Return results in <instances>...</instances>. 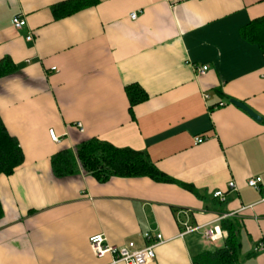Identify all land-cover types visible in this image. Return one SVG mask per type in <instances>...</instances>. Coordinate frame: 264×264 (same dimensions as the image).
I'll return each instance as SVG.
<instances>
[{
    "label": "crops",
    "instance_id": "obj_1",
    "mask_svg": "<svg viewBox=\"0 0 264 264\" xmlns=\"http://www.w3.org/2000/svg\"><path fill=\"white\" fill-rule=\"evenodd\" d=\"M68 1L0 0V61L16 68L0 78V119L24 157L0 177V264H110L93 256L91 236L143 248L144 234L162 239L151 264H193L222 241L181 236L183 225L226 218L242 227L238 264H264V125L229 103L264 119V53L241 36L264 17V0H87L57 18L53 8ZM16 16L26 20L18 31ZM132 85L146 100L130 108ZM91 139L146 153L174 183L101 184L78 166L56 177L52 157ZM254 178L258 190L247 186Z\"/></svg>",
    "mask_w": 264,
    "mask_h": 264
},
{
    "label": "trees",
    "instance_id": "obj_2",
    "mask_svg": "<svg viewBox=\"0 0 264 264\" xmlns=\"http://www.w3.org/2000/svg\"><path fill=\"white\" fill-rule=\"evenodd\" d=\"M87 6V0H70L53 8L57 18L67 17ZM241 36L249 43L257 45L264 53V17L252 21L241 31ZM16 68L8 59L0 61V78L15 72ZM130 108L146 100L145 94L137 86L125 88ZM261 123L264 125V119ZM24 157L17 141L6 131L0 119V177H8L22 165ZM52 171L56 177H66L76 173L77 166L85 175L94 178L98 183H106L111 178L146 177L157 183H174L173 180L159 172L144 152L115 148L96 139L81 143L74 153L62 151L51 159ZM181 187L199 199L204 196L192 186ZM214 199V198H213ZM216 200V199H214ZM0 203V219L2 218ZM224 233L222 245L213 253L198 256L193 264H238L240 261L241 224L237 219L226 218L219 224Z\"/></svg>",
    "mask_w": 264,
    "mask_h": 264
},
{
    "label": "built area",
    "instance_id": "obj_3",
    "mask_svg": "<svg viewBox=\"0 0 264 264\" xmlns=\"http://www.w3.org/2000/svg\"><path fill=\"white\" fill-rule=\"evenodd\" d=\"M131 19H135L136 15L131 14ZM12 28L14 30H21L26 26V20L23 16H16L12 19ZM27 41H31L32 37L28 36ZM198 76H202L207 71V66H199L194 68ZM204 99L207 100V95H204ZM223 104L219 103L217 108L222 107ZM76 128L82 132L80 124H76ZM49 138L52 142L59 143V139L53 131L48 132ZM204 141L202 138L195 140L196 144H201ZM260 178H254L247 181V186L249 188L258 190L260 184ZM228 191H237L236 186L233 182H229L227 185ZM224 192L216 191L212 194V197L217 200L223 199ZM216 223V222H215ZM208 224L206 226L190 227L186 224L183 225L184 232L181 234H188L193 232H199L201 234L202 240L205 243L217 244L221 242L224 238V233L221 231L219 224ZM144 238L149 244L146 247L138 248L134 243L128 242L122 246H111L105 240L102 235L91 236L88 240L89 248L91 253L96 258H104L106 256L111 257L110 264H151L154 261V248L162 243L161 236L159 234L149 235L144 234ZM262 244H258L255 247V252L262 251Z\"/></svg>",
    "mask_w": 264,
    "mask_h": 264
},
{
    "label": "water",
    "instance_id": "obj_4",
    "mask_svg": "<svg viewBox=\"0 0 264 264\" xmlns=\"http://www.w3.org/2000/svg\"><path fill=\"white\" fill-rule=\"evenodd\" d=\"M229 103L231 105H233L234 107L244 111L250 118H252L254 121L260 123L262 121V118H260L259 116H257L252 110H250L249 108H247L244 104L234 101V100H230Z\"/></svg>",
    "mask_w": 264,
    "mask_h": 264
}]
</instances>
